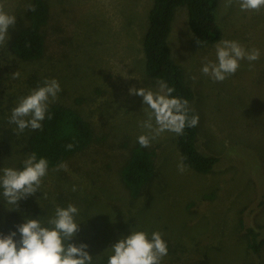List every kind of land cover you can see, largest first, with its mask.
Wrapping results in <instances>:
<instances>
[{"label": "rangeland", "instance_id": "1", "mask_svg": "<svg viewBox=\"0 0 264 264\" xmlns=\"http://www.w3.org/2000/svg\"><path fill=\"white\" fill-rule=\"evenodd\" d=\"M43 1L49 10L43 55L22 61L9 45L27 26L32 0H0L16 17L0 45V170H22L28 141L39 129L19 132L9 120L19 100L46 79L61 87L49 107L79 113L90 124L93 141L65 160L66 169H48L39 191L17 206L7 203L0 188V233L17 231L29 218L46 224L57 207L73 204L80 226L70 243L87 244L94 264H102L131 231H145L149 238L162 234L168 254L161 264H264V244L255 253L245 240V230L252 228L264 242V8L241 11L237 0H217L214 13L222 37L201 48L194 44L186 8L176 9L167 43L194 94L196 148L217 162L207 174L186 167L181 172L178 135L165 131L145 148L155 151V174L132 199L120 171L138 137L149 132L141 127L147 106L129 90H159L158 81L144 75L142 52L153 0ZM222 40L259 49L260 58L242 60L234 75L215 82L201 68L217 62L216 45Z\"/></svg>", "mask_w": 264, "mask_h": 264}, {"label": "clouds", "instance_id": "2", "mask_svg": "<svg viewBox=\"0 0 264 264\" xmlns=\"http://www.w3.org/2000/svg\"><path fill=\"white\" fill-rule=\"evenodd\" d=\"M231 3L232 0H229ZM237 3L241 11H259L264 8V0H237ZM15 23L16 17L6 12L5 5L0 3V45L8 39L9 28ZM216 58L217 62L204 63L201 72L215 82H223L238 71L242 60L257 61L260 51L255 48L248 51L238 41L222 40L216 45ZM12 76L18 78L19 72ZM158 83L159 90L156 92L146 88L129 90L130 95L142 97L143 105L147 106V119L141 122V127L147 129L149 134L138 137V143L143 148L149 147L151 140L165 131L180 135L186 126L195 127L199 122L198 115L189 118L186 99L174 97V88L165 82ZM60 91L57 80L46 79L43 86L33 89L19 100L12 110L9 123L15 124L19 132L27 128L40 129L48 116L49 105L57 99ZM72 147V144L67 145L69 150ZM48 167L45 158L37 159L36 154L32 153L24 161L22 170H0V188L7 203L17 206L21 200L39 191ZM66 167L64 164L59 166ZM178 169L181 172L185 170L183 162L178 164ZM78 213L79 209L69 204L66 208L57 207L55 215L46 224L39 218L26 219L17 226L19 240L15 239L17 231L8 235L0 233V264H94L87 244L70 243L79 231L80 224L76 222ZM110 249L112 254L108 256L107 264H161L163 257L168 254L167 243L160 232H153L149 238L145 231H131L129 236L120 239Z\"/></svg>", "mask_w": 264, "mask_h": 264}, {"label": "trees", "instance_id": "3", "mask_svg": "<svg viewBox=\"0 0 264 264\" xmlns=\"http://www.w3.org/2000/svg\"><path fill=\"white\" fill-rule=\"evenodd\" d=\"M28 11V24L17 31L9 48L22 61H35L44 52V27L49 20V10L43 0H32ZM184 6L187 11V24L192 32L194 44L201 48L218 42L221 29L216 22L217 0H153L148 12V25L142 40V52L145 59L144 75L152 81H163L174 88L172 95L188 101V116L194 114L191 108L193 92L186 84L183 69L171 57L167 39L175 11ZM34 9V10H33ZM50 116V118H48ZM42 127L28 141L29 155L35 153L37 159L45 158L48 169L60 166L67 158L86 149L93 141L90 124L71 108L51 105ZM198 126L185 127L177 137L180 158L186 168L200 174L209 173L217 158L200 153L196 148ZM72 144L71 150L67 145ZM155 151L147 150L136 144L130 151L129 158L120 171V177L128 195L136 199L143 187L155 174ZM24 164L20 165L23 169ZM242 221L240 222L241 227ZM247 247L257 253L263 241H258V234L252 228L245 230ZM108 256L102 264H107Z\"/></svg>", "mask_w": 264, "mask_h": 264}]
</instances>
